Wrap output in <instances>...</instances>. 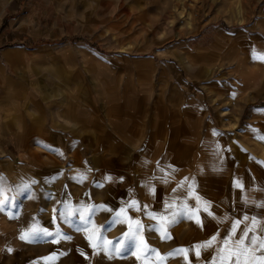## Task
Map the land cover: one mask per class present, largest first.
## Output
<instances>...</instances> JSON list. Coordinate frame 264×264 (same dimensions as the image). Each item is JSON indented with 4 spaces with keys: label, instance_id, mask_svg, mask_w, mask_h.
<instances>
[{
    "label": "rangeland",
    "instance_id": "obj_1",
    "mask_svg": "<svg viewBox=\"0 0 264 264\" xmlns=\"http://www.w3.org/2000/svg\"><path fill=\"white\" fill-rule=\"evenodd\" d=\"M2 1L0 196L11 201L0 211V264H206L211 249L199 259L189 251L187 261L183 253L161 257L217 229L223 235L231 221L219 224L201 211L203 228L184 220L162 240L147 228L156 221L129 208L158 255L109 259L93 255L85 233L57 213L86 204L118 211L133 199L164 213L153 202L176 195L188 172L217 217L264 202V193L228 199L207 190L217 181L229 190L244 186L248 161L264 173V60L253 58L264 56V0ZM175 150L188 165H178ZM78 173L87 176L83 183L73 179ZM111 216L102 210L93 222L102 226ZM37 223L50 232L59 226L72 239L19 238ZM126 230L117 224L107 239Z\"/></svg>",
    "mask_w": 264,
    "mask_h": 264
},
{
    "label": "snow or ice",
    "instance_id": "obj_2",
    "mask_svg": "<svg viewBox=\"0 0 264 264\" xmlns=\"http://www.w3.org/2000/svg\"><path fill=\"white\" fill-rule=\"evenodd\" d=\"M253 58L264 60V56H254ZM213 134L221 135L215 132ZM260 138L264 139V137ZM217 150H219V145H217ZM59 154L63 155L62 153ZM73 179L79 183H83L87 179V176L83 173H78ZM112 179L111 176L105 177L106 181H111ZM32 183H35V181H32ZM96 186L103 187L104 185L103 183H98ZM235 186L243 188V185L239 182ZM29 187V184H24L23 190L26 191ZM172 191L174 194L179 193V195H174L165 201L164 213L149 211V205L145 204L141 206L137 200L133 199L130 203L126 202L118 211H113L103 204H86L75 211L68 205H65L63 210L59 211L57 215L63 222L69 224L74 231L85 233V237L93 249V255L103 253L109 259H113L118 256L133 255L143 251L148 258H151L154 255H158V250L149 247L144 241L143 232L145 225L139 218H133L128 215L127 210L129 208L136 212H143L149 219L156 221L155 224H150L147 228L149 231L159 232L162 240L171 239L168 229L184 220L194 221L198 226L203 228L204 223L200 216L201 211H203L206 213L204 219L212 217L219 224L231 221L230 226L224 230L223 235L217 229L216 233L206 241L197 243L190 248L174 249L172 252L161 257L162 260L183 253L187 261L189 251L193 252L197 259H199L201 250L208 251L211 249L212 255L206 264H264V218H258L257 215L249 216L248 214H244L240 219L230 217L228 214H225L222 218L217 217L211 210V202L204 200L196 192L194 178L184 177ZM149 192L155 195L153 187H149ZM190 199L195 200V205L188 203ZM10 201L11 198L0 196V211H4L5 208L10 207ZM256 206L264 208V202ZM102 210L111 212L112 216L105 225L97 226L93 222V218L97 212ZM77 213V218L72 219ZM55 220L56 216L53 217V222ZM117 224L126 225L127 230L115 240H108L107 232ZM241 224L244 225L242 228L240 227ZM90 233L95 235V242H93V235ZM19 238L32 243H58L62 239H72L67 233L61 232L59 226L56 227L54 232H50L47 228L40 227L38 223L33 224L27 231L22 232ZM8 251L11 252L12 249L9 248ZM80 251L81 255H84L83 250ZM43 259L49 260L52 257H45ZM137 259H139V256H137ZM188 264H191V262L189 261Z\"/></svg>",
    "mask_w": 264,
    "mask_h": 264
},
{
    "label": "crops",
    "instance_id": "obj_3",
    "mask_svg": "<svg viewBox=\"0 0 264 264\" xmlns=\"http://www.w3.org/2000/svg\"><path fill=\"white\" fill-rule=\"evenodd\" d=\"M2 1V0H1ZM3 2V1H2ZM66 100H67V104H68V106L70 105V103H72V100H71V96L69 97H66ZM66 120L69 122V123H71V122H73V119H69L68 117L66 118ZM16 122V121H15ZM175 153H176V158L179 160V164L178 165H182L183 167L185 166V165H188V162H189V160L186 158V156L187 155H185V154H181L182 152L180 151V152H178L177 150H175L174 151ZM252 161V160H251ZM254 162V161H253ZM246 163H248V165H247V167H245L244 165L241 167L242 168V171L243 172H245L243 175L245 176L244 177V180H245V183H244V186H243V188L241 189V188H238V187H236V186H231L232 188V190H229L228 189V185L229 184H227V186L226 185H224V183L222 184V186H219L218 184H219V182L217 181V182H215L216 184L214 185V184H212V186L209 188V185H207V190L209 191H212V192H214L215 193V196L216 197H222V196H227V198L228 199H230V193L232 194L233 193V195L232 196H235V195H237V194H239V193H245V192H248L249 194H250V196H252V197H255V196H257L256 194H254L255 192H259V193H264L263 191V185H261L262 183H263V181L262 180H264V173H263V171H261V169H259L258 167H257V165L256 164H254V163H252V162H250V161H248V162H246ZM180 167V166H179ZM248 167H250L251 168V170L249 169V172L250 173H248L247 171H248ZM186 168V167H185ZM184 168V169H185ZM247 168V169H246ZM188 169L189 168H187V169H185V171L186 172H188ZM176 171V173L178 174H180L181 172H182V170H181V167L179 168V169H176L175 170ZM251 175V178H249V177H247V175ZM181 175V178H182V180L184 179V177H191V174L188 172V174H186L185 173V175L183 176L182 174H180ZM249 180V181H248ZM168 181L167 182H165V187L164 188H166L167 186H168ZM205 183H207V181H205ZM214 183V182H213ZM163 186V185H162ZM245 187V188H244ZM174 188H176L175 186H174ZM207 193V192H206ZM248 193H246V195L248 194ZM157 194V193H156ZM176 195H179V193H175ZM208 194V193H207ZM173 195V194H172ZM168 199L165 197V195H163L162 196V199L161 200H159L158 202H153V204H152V209L153 210H156L157 208H162V207H164V205H165V201H167ZM262 212H260V210H259V208H249V207H245L244 209L243 208H241V209H239L238 211H236V213L234 214V218L235 219H240V218H242V216L244 215V214H248L249 216L250 215H257V217L258 216H260V214H261ZM242 225L243 224H241V226L240 227H242Z\"/></svg>",
    "mask_w": 264,
    "mask_h": 264
}]
</instances>
